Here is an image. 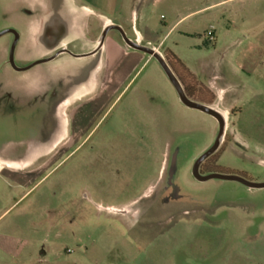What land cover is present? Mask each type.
<instances>
[{
	"label": "rangeland",
	"instance_id": "rangeland-1",
	"mask_svg": "<svg viewBox=\"0 0 264 264\" xmlns=\"http://www.w3.org/2000/svg\"><path fill=\"white\" fill-rule=\"evenodd\" d=\"M223 1L148 0L151 29L165 35L178 11L222 2L217 20L212 12L199 15L166 40L203 83L212 81L216 90H224V104L236 109L231 121L224 119L226 134L203 164V173L264 183V87L240 79L234 47L221 30L252 22L264 11V0ZM31 3L0 0V33L13 29L27 34ZM214 20L222 27L217 45L205 36ZM91 25L95 38L98 20ZM252 27L246 28L251 32ZM14 40L12 34L0 37V155L8 158L20 157L31 142L46 140L54 126L49 106L31 103L29 82L21 85L19 78L44 64L16 73L9 60L5 63L4 52L9 59ZM31 53L18 43L15 64ZM243 86L248 89L240 93ZM258 92L263 94L262 114L255 111ZM109 99L86 120V141L55 170L24 177L22 184L1 182L0 216L7 213L0 218V243L15 250L6 258L0 250V261L264 264V189L236 181L201 183L193 175L196 161L219 137L218 121L182 104L156 60L121 77Z\"/></svg>",
	"mask_w": 264,
	"mask_h": 264
},
{
	"label": "crops",
	"instance_id": "crops-1",
	"mask_svg": "<svg viewBox=\"0 0 264 264\" xmlns=\"http://www.w3.org/2000/svg\"><path fill=\"white\" fill-rule=\"evenodd\" d=\"M227 1L231 0L223 2ZM221 3L188 7L185 13L178 11L176 22L165 35H160L151 29L152 12L148 0H32L28 32H17L18 43L27 45L32 56L20 57L21 65L18 66L25 67L33 61L58 55L53 60L42 63L44 65L40 70L21 74L20 84L29 82L31 103L49 106V119L54 126L46 140L31 142L20 157L8 158L0 155V185L7 179L12 183L22 184L24 177L38 178L55 170L86 141V120L100 112L109 102L110 94L119 87V79L125 78L142 63L156 60L129 47L117 30H110L99 46L106 28L119 26L130 40L154 49L164 58V51L172 50L166 39L174 29L183 24H187L189 28L191 19L209 12L217 20L220 14L215 11ZM92 19H97L100 26L95 38H91L95 33L91 25ZM216 20L215 25L212 24L207 29L214 28L215 45L220 42L217 33L220 25ZM236 25L220 28L234 47V68L240 79L244 78L246 83L254 81L256 89H261L264 87V11L252 22ZM250 25H254L251 32L246 28ZM254 29L255 32L252 33ZM112 31L116 34H112ZM65 49L70 53L61 52ZM172 51L185 65L178 51ZM6 52L5 63L9 60ZM185 66L199 83L215 95L214 104L207 106L220 112L228 122L231 121L232 111L236 109L224 104V90H216L212 81L206 85L200 80L198 73L192 71L188 65ZM246 87L248 89V86L240 88V93L246 91ZM254 98L256 114H262L263 109L260 106L263 104V94L258 92ZM227 127L225 124L224 134ZM6 213L7 211L0 218ZM6 244L8 242L0 243V250L5 258L15 250L6 248ZM0 264L6 263L0 261Z\"/></svg>",
	"mask_w": 264,
	"mask_h": 264
},
{
	"label": "water",
	"instance_id": "water-1",
	"mask_svg": "<svg viewBox=\"0 0 264 264\" xmlns=\"http://www.w3.org/2000/svg\"><path fill=\"white\" fill-rule=\"evenodd\" d=\"M110 30H117L121 33L124 41L126 42V44L135 49V50H138V51H141V52H144L152 57H154L161 65V67L163 68V70L165 71L166 75L168 76V78L170 79V81L172 82V84L174 85L178 95H179V98L181 100V102L191 108V109H195V110H198V111H201L211 117H213L214 119H216L218 121V123L220 124V134H219V137L216 141V143L214 144V146L208 150L206 153H204L195 163L194 167H193V175L194 177L201 181V182H207V181H210V180H223V181H236V182H239L241 183L242 185L250 188V189H255V190H259V189H264V183H255V182H252L250 180H248L247 178L241 176V175H236V174H220V173H213V174H209V175H206V176H202L200 174V166L201 164L206 161L207 159H209L212 155H214L217 150L219 149V146H220V141L224 135V129H225V120H224V117L222 116V114L220 112H218L217 110H215L214 108H212L211 106H207V105H204V104H201V103H198V102H195L193 100H191L182 84L180 83V81L178 80V78L176 77V75L174 74V72L172 71V69L169 67V65L167 64V62L165 61L164 58H162L157 52H155L154 49L152 48H149V47H146V46H142L132 40H130L126 34L124 33V31L122 30V28H120L119 26H116V25H113V26H110L109 28H106L103 32V36H102V39H101V42L99 44V46L102 45L103 43V40L105 38V36L107 35V33L110 31ZM6 34H13L15 36V40H14V43L11 47V50H10V55H9V64L11 65V67L16 70V71H25V70H28L30 69L31 67L35 66V65H38V64H42V63H46L48 61H51L53 60L58 54H55L54 56L50 57V58H47V59H44V60H40V61H37L35 62L34 64L26 67V68H19L17 67V65L15 64V50H16V45L18 43V40H19V35L18 33L13 30V29H8V30H5L3 32L0 33V37L6 35ZM65 50L61 51V52H64ZM96 52V51H95ZM94 52V53H95Z\"/></svg>",
	"mask_w": 264,
	"mask_h": 264
},
{
	"label": "trees",
	"instance_id": "trees-1",
	"mask_svg": "<svg viewBox=\"0 0 264 264\" xmlns=\"http://www.w3.org/2000/svg\"><path fill=\"white\" fill-rule=\"evenodd\" d=\"M164 57L191 100L205 105L214 104L216 101L215 95L207 87L198 82L196 77L171 49L164 51Z\"/></svg>",
	"mask_w": 264,
	"mask_h": 264
},
{
	"label": "built area",
	"instance_id": "built-area-1",
	"mask_svg": "<svg viewBox=\"0 0 264 264\" xmlns=\"http://www.w3.org/2000/svg\"><path fill=\"white\" fill-rule=\"evenodd\" d=\"M206 38L210 41V42H212V43H214L215 42V33H214V28L213 27H211L207 32H206Z\"/></svg>",
	"mask_w": 264,
	"mask_h": 264
},
{
	"label": "flooded vegetation",
	"instance_id": "flooded-vegetation-1",
	"mask_svg": "<svg viewBox=\"0 0 264 264\" xmlns=\"http://www.w3.org/2000/svg\"><path fill=\"white\" fill-rule=\"evenodd\" d=\"M13 35V34H12ZM14 36V35H13ZM65 36H67V34L65 35ZM65 52H68V53H70V51L68 50V49H65ZM208 160V159H207ZM206 160V161H207ZM206 161H204L202 164H201V166H200V174L202 175V176H206L204 173H203V164L206 162ZM210 173V172H209ZM210 174H213V173H210ZM220 174H223V173H220ZM209 175V174H208ZM199 181V180H198ZM221 181H223V180H221ZM201 182V181H200ZM208 182V181H207ZM201 183H206V182H201Z\"/></svg>",
	"mask_w": 264,
	"mask_h": 264
}]
</instances>
